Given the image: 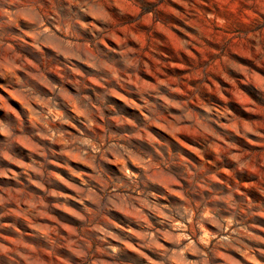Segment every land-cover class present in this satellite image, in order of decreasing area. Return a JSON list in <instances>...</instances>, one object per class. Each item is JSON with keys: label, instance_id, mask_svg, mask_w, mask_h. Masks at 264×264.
I'll list each match as a JSON object with an SVG mask.
<instances>
[{"label": "clouds", "instance_id": "1", "mask_svg": "<svg viewBox=\"0 0 264 264\" xmlns=\"http://www.w3.org/2000/svg\"><path fill=\"white\" fill-rule=\"evenodd\" d=\"M166 2L0 0V264H46L33 234L72 264H264V206L238 180L264 177V0ZM171 30L188 75L154 80L134 32ZM214 90L243 116L199 102Z\"/></svg>", "mask_w": 264, "mask_h": 264}, {"label": "rangeland", "instance_id": "2", "mask_svg": "<svg viewBox=\"0 0 264 264\" xmlns=\"http://www.w3.org/2000/svg\"><path fill=\"white\" fill-rule=\"evenodd\" d=\"M166 9H177L180 10L177 6L176 0H167L165 4ZM139 11H143V7L139 9ZM201 13L204 12V9H199ZM162 24L170 25L172 20V13L170 11L163 12L159 16ZM126 28L129 29H135L136 25H126ZM137 35V38L142 40L144 42L145 47H153L159 55L152 58V60L155 63H159L162 65L159 69V73L153 72L152 78L159 79L161 77H168L169 79L172 78H178L181 76H187L188 72L184 68H170V65H180L185 63L183 55L176 56L173 54V49L171 46L172 41H176L178 38H182L181 34L178 31L171 30L169 32V35L171 37V41L166 42L167 38H164L163 35H156L149 32L140 31L139 33H135ZM151 56V53H149ZM190 67V66H189ZM220 84V88L224 89L226 85H231V88L237 89V96L240 100L245 102H250V97L247 96L243 91L239 90V82L234 80L229 73H224L221 81H218ZM192 85L188 84L185 89V95H188L192 90ZM231 90V89H229ZM220 97H223L221 99ZM198 100L201 104L208 105L213 104L215 107L219 108L222 112L226 111L229 113H232V115L239 114L240 116H243V113L240 112L239 108H236L235 104L233 103V99L231 96H229L226 92L221 91L220 96H217L216 91L214 90L209 95H200L198 97ZM14 107H17L19 109L20 105L16 101H10ZM261 107H264V105H261ZM234 110V111H233ZM225 139H227L225 137ZM17 154L21 157L25 156V153L23 151L17 150ZM207 159V156L205 157ZM28 162V161H26ZM213 164H215V161H213ZM63 174V173H62ZM67 178V177H66ZM238 180L242 184H248L247 190L251 193L252 199L257 202L258 205L264 206V198H261L257 195L258 190H264V183H261L262 180H264V177H257L256 181H248L247 177H238ZM7 183V182H4ZM69 195H71V191L68 190ZM52 215L56 216V219L59 220L62 224L67 222V218L63 217L56 212H53ZM22 231L24 230L23 225H20ZM75 226V225H73ZM34 234L32 236L26 237L27 241L30 243H33L34 246L37 248L38 253L40 254V258L44 259L46 261V264H60V260H68L69 264H72L70 255L65 252L63 249H57L55 253L51 256L47 255L45 251H42L44 248V245L41 241L35 240ZM49 250H51V247L49 246ZM57 257H60V259H57ZM136 254L126 250L123 255L120 257V264H136Z\"/></svg>", "mask_w": 264, "mask_h": 264}]
</instances>
